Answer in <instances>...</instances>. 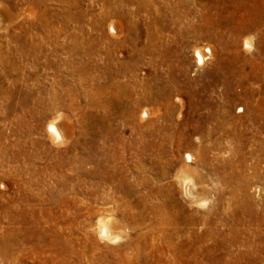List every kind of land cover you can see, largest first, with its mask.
<instances>
[{
	"label": "rangeland",
	"instance_id": "1",
	"mask_svg": "<svg viewBox=\"0 0 264 264\" xmlns=\"http://www.w3.org/2000/svg\"><path fill=\"white\" fill-rule=\"evenodd\" d=\"M263 2L0 0V264H264V20L242 16ZM185 153L219 182L206 211L170 179ZM106 205L115 246L89 231Z\"/></svg>",
	"mask_w": 264,
	"mask_h": 264
},
{
	"label": "clouds",
	"instance_id": "2",
	"mask_svg": "<svg viewBox=\"0 0 264 264\" xmlns=\"http://www.w3.org/2000/svg\"><path fill=\"white\" fill-rule=\"evenodd\" d=\"M254 41L255 36L252 34L243 38L242 48L245 54L250 55L254 51ZM62 118V113H56L45 125V132L54 145L63 142L62 130L57 127ZM194 140H198V137H194ZM193 161L194 157L185 153L183 161L174 169L170 179L176 189L177 198L189 210L206 211L214 203V195L211 193L219 186V182L207 176ZM89 231L99 242L115 246L127 240L131 229L126 224H121L115 207L106 205L103 212L95 217Z\"/></svg>",
	"mask_w": 264,
	"mask_h": 264
},
{
	"label": "bare ground",
	"instance_id": "3",
	"mask_svg": "<svg viewBox=\"0 0 264 264\" xmlns=\"http://www.w3.org/2000/svg\"><path fill=\"white\" fill-rule=\"evenodd\" d=\"M244 1V0H243ZM262 1V0H261ZM264 3V2H263ZM107 4V3H106ZM259 4H261V3H259ZM103 7V6H102ZM251 7V6H250ZM106 8V7H105ZM244 8V14H242V16L244 17V19L245 18H247L248 16H250V15H252V21H253V26L255 27L256 25L257 26H260V24H261V21L260 20H264V5L262 6V7H260V6H256V5H253V7L252 8H248V7H246V6H244L243 7ZM104 10V9H103ZM110 12V11H109ZM159 19V18H158ZM264 22V21H263ZM252 26V27H253ZM203 30H204V28H203ZM208 31V30H207ZM247 32H249L248 30H246ZM193 34L194 35H203V36H209V34L208 33H204L202 30H199L198 29V27L197 28H195L194 30H193ZM252 34V33H251ZM248 35V34H247ZM254 35V34H253ZM257 35V34H256ZM204 38V37H203ZM212 38V37H211ZM201 50V49H200ZM199 49H196L195 51H194V54H195V57H196V63H201L202 62V60H203V58H204V56H202V53H201V51H200ZM207 52H209V50L207 51ZM198 63V64H199ZM204 63V62H203ZM200 65V64H199ZM249 75V74H248ZM250 77H252V80H254L255 82H257L258 81V76L257 75H249ZM171 84V83H170ZM260 87V86H259ZM124 89V88H123ZM262 91V90H261ZM159 93V92H158ZM157 93V94H158ZM263 93H264V91H263ZM168 95V94H167ZM167 97V96H166ZM258 97H259V95H258ZM259 99V98H258ZM148 100H150V98H148L147 96L145 97V100H142L141 102H143V101H148ZM152 101V100H151ZM155 101L157 102H159V101H161V96H160V94H159V96L157 97L156 96V98H155ZM163 102V101H162ZM259 102V101H258ZM159 103H161V102H159ZM167 103V102H166ZM256 103V102H255ZM153 104H155V103H153ZM158 104V103H157ZM162 104V103H161ZM159 105V104H158ZM118 106V105H117ZM163 106V105H162ZM165 106H167V105H165ZM245 106V105H244ZM103 107V106H102ZM114 107H115V105H114ZM163 108V107H162ZM167 108V107H166ZM249 108V102H246V110L244 111V118L246 119V120H253L255 123H256V126H255V132L256 133H258V132H262L261 130H264V114H263V108H264V98H262V100H261V102L259 103V105H257L256 106V108H255V110H249L248 109ZM166 110V109H165ZM130 111V110H129ZM130 113H131V111H130ZM115 114V113H114ZM108 116V115H107ZM163 116L166 118V119H168L169 118V115L168 114H163ZM110 117V116H109ZM100 119V118H99ZM203 120L204 121H206V120H208L207 118L205 119V118H203ZM202 120V121H203ZM252 121V122H253ZM251 122V123H252ZM255 123H253V124H255ZM206 125V124H205ZM195 126V125H194ZM250 126H252V125H250ZM214 127V126H213ZM103 128V127H102ZM161 128V127H160ZM192 128V127H191ZM197 128V127H196ZM195 128V129H196ZM217 129H219V131L221 130V131H223V132H226L227 131V128H226V126H224V125H222V124H220V125H218L217 127H216ZM215 128V129H216ZM194 129V128H193ZM204 129V128H203ZM211 129V128H210ZM198 130V129H197ZM158 132V131H157ZM160 132V131H159ZM194 132V131H193ZM254 132V133H255ZM94 135V134H93ZM204 135H205V133H204ZM157 153L158 154H161V151L160 150H157ZM88 159V158H87ZM96 170V169H95ZM98 171V170H97ZM100 172V171H99ZM93 173H95V172H93ZM97 174H98V172H97ZM96 175V174H95ZM104 175V174H103ZM97 176V175H96ZM101 179V178H100ZM235 202V201H234ZM175 205V204H174ZM176 208V207H175ZM174 208V209H175ZM180 208V207H179ZM178 210V209H177ZM181 210V209H180ZM162 213V212H161ZM179 215H180V213H179ZM179 218V217H178ZM174 214H169V213H165V212H163V214L161 215V220H162V222L160 223L161 225L163 224V223H169V222H173V221H175V220H177L178 219ZM183 219V221H188V218L185 216V217H183L182 218ZM167 225H169V224H167ZM152 229V228H151ZM152 231V230H151ZM231 239V238H230ZM227 242V241H226ZM181 245H183V244H181V242L180 243H177V244H175V246H174V250H175V252H176V257H178V255H179V258L183 255L184 256V251L182 250V248H181ZM216 248V247H215ZM184 249V248H183ZM182 250V251H181ZM192 252V251H191ZM193 253V252H192ZM194 254V253H193ZM210 256V255H209ZM185 257H187V256H185ZM193 258V257H192ZM195 258V257H194Z\"/></svg>",
	"mask_w": 264,
	"mask_h": 264
}]
</instances>
